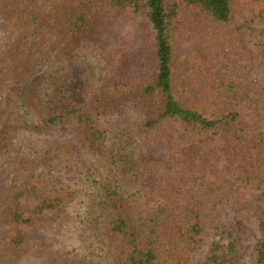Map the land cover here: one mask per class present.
<instances>
[{
    "label": "trees",
    "instance_id": "obj_1",
    "mask_svg": "<svg viewBox=\"0 0 264 264\" xmlns=\"http://www.w3.org/2000/svg\"><path fill=\"white\" fill-rule=\"evenodd\" d=\"M0 31L7 247L88 192L99 264H241L221 243L200 261L232 219L264 264V0H0ZM21 134L59 145L30 161Z\"/></svg>",
    "mask_w": 264,
    "mask_h": 264
},
{
    "label": "rangeland",
    "instance_id": "obj_2",
    "mask_svg": "<svg viewBox=\"0 0 264 264\" xmlns=\"http://www.w3.org/2000/svg\"><path fill=\"white\" fill-rule=\"evenodd\" d=\"M2 38L0 34V40ZM255 81H259V77H256ZM27 87L21 88L17 92V95L21 92L19 97H17L18 108L22 111L25 108L31 115V119H36L38 102H36L33 94H30L28 98L24 96ZM18 142L19 147L22 149V157L30 161L34 160L36 154L43 156L44 153H48L50 149H56L59 145V143L52 144V147L49 139L37 138L29 134H21ZM31 152L34 154V158L29 156ZM66 179H70V183L76 185V181L80 178L71 174ZM9 187V166L5 162H0V214L2 213V205L7 197ZM80 188V184L75 187L79 191ZM86 195H88V192L79 193L76 199L71 202L68 216L65 219L44 230L35 231L32 234L33 238L29 247L20 251L12 250L4 243V225L0 215V264H47L48 259L59 255L71 258L79 255L87 258L89 264H99V260L90 255L86 248L89 243L88 238L92 233L85 224ZM213 243H221L224 246L225 253L229 252L228 247L234 246L236 250L235 256L241 264H253L257 250L258 235L253 228H247L241 222L232 219L225 230L215 229L212 232L208 246L203 252L200 261H203L207 256Z\"/></svg>",
    "mask_w": 264,
    "mask_h": 264
}]
</instances>
